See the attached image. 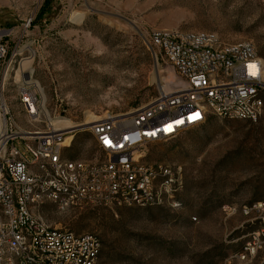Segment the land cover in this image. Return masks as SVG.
Here are the masks:
<instances>
[{
    "label": "rangeland",
    "instance_id": "obj_1",
    "mask_svg": "<svg viewBox=\"0 0 264 264\" xmlns=\"http://www.w3.org/2000/svg\"><path fill=\"white\" fill-rule=\"evenodd\" d=\"M158 29L214 31L226 43L250 40L264 64V0H0V40L9 45L0 93L27 129H44L48 118L76 125L127 111L182 85L150 44ZM28 77L39 85L46 110L36 122L18 94ZM73 134L64 156L101 155L89 130ZM145 149L149 161L182 165L181 208L49 203L37 212L51 225L98 233L99 264H219L240 246L237 230L246 221L223 206L264 200V113L256 122L215 117Z\"/></svg>",
    "mask_w": 264,
    "mask_h": 264
},
{
    "label": "built area",
    "instance_id": "obj_2",
    "mask_svg": "<svg viewBox=\"0 0 264 264\" xmlns=\"http://www.w3.org/2000/svg\"><path fill=\"white\" fill-rule=\"evenodd\" d=\"M150 44L182 85L124 112L107 111L66 127L48 118L44 129H27L0 93V264H99L98 233L51 225L37 210L49 203L179 209L186 188L182 165L147 160L146 145L175 138L211 116L256 122L263 115L264 64L252 41L226 43L214 31L158 29ZM8 55V43L0 40V74ZM18 94L31 122L46 113L32 78L22 80ZM78 130L92 133L99 157L64 156ZM223 208L243 215L241 228L247 230L219 264H264V200Z\"/></svg>",
    "mask_w": 264,
    "mask_h": 264
},
{
    "label": "trees",
    "instance_id": "obj_3",
    "mask_svg": "<svg viewBox=\"0 0 264 264\" xmlns=\"http://www.w3.org/2000/svg\"><path fill=\"white\" fill-rule=\"evenodd\" d=\"M213 118H215V117H214V116H211L207 121L210 122L211 120H213ZM260 118H261V117H260ZM205 123H206V122H205ZM205 123H204V124H205ZM204 124H202V125H204ZM202 125H201V126H202ZM71 159H76V158H74V155H72V158H71ZM237 231H238V232H242V234H244V233L246 232V229H242V228H241V229H238ZM238 232H237V233H238ZM234 233H235V232H234ZM234 233H233V235H234ZM242 234H241V235H242ZM112 250H113V249H112ZM229 253H230V252H229ZM229 253H227L226 255H224L221 259H223L225 256H227ZM101 254H102V252H101ZM111 255H112V254H111Z\"/></svg>",
    "mask_w": 264,
    "mask_h": 264
},
{
    "label": "bare ground",
    "instance_id": "obj_4",
    "mask_svg": "<svg viewBox=\"0 0 264 264\" xmlns=\"http://www.w3.org/2000/svg\"><path fill=\"white\" fill-rule=\"evenodd\" d=\"M68 123H69V122H68ZM59 126H61V127H62V126L66 127V126H73V124L66 125V123H63V124H61V123H60V125H59Z\"/></svg>",
    "mask_w": 264,
    "mask_h": 264
},
{
    "label": "snow or ice",
    "instance_id": "obj_5",
    "mask_svg": "<svg viewBox=\"0 0 264 264\" xmlns=\"http://www.w3.org/2000/svg\"><path fill=\"white\" fill-rule=\"evenodd\" d=\"M198 115V114H197ZM196 117H193V119H195ZM168 130H171V127H169V129Z\"/></svg>",
    "mask_w": 264,
    "mask_h": 264
}]
</instances>
